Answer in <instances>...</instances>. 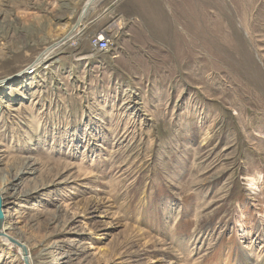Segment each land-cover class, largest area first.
<instances>
[{"label": "rangeland", "instance_id": "rangeland-1", "mask_svg": "<svg viewBox=\"0 0 264 264\" xmlns=\"http://www.w3.org/2000/svg\"><path fill=\"white\" fill-rule=\"evenodd\" d=\"M85 3L0 0L10 235L32 264H263L264 0H203L198 39L192 0H99L63 40Z\"/></svg>", "mask_w": 264, "mask_h": 264}, {"label": "bare ground", "instance_id": "bare-ground-1", "mask_svg": "<svg viewBox=\"0 0 264 264\" xmlns=\"http://www.w3.org/2000/svg\"><path fill=\"white\" fill-rule=\"evenodd\" d=\"M90 0H86V3L89 2ZM99 0H97L95 2V4L98 2ZM146 1V0H144ZM197 0H192V4H191V10L193 9V16H196L197 20H199L200 22H197V24H193V29L195 31L193 37L195 39H198L200 37V35L203 34V30L205 29L204 28V22H203V18H202V8L201 6H199L198 4H201L203 0H198V2H196ZM85 3V4H86ZM209 3L211 4V2L209 1ZM207 4V3H206ZM216 5V3H213ZM220 5L221 4V1L219 3ZM232 4V2H231ZM93 5V4H92ZM225 5V4H224ZM207 7V6H206ZM211 7V6H210ZM217 7V6H216ZM91 8V7H90ZM90 8L85 12V14L90 10ZM221 8V7H220ZM205 9V7H204ZM164 11V9H162ZM62 11V10H61ZM67 11V10H66ZM153 11V10H151ZM160 11V10H159ZM236 11V10H235ZM162 12V11H161ZM219 13V12H218ZM156 14V17L154 18H157L158 17V14L157 12L155 13ZM225 14V13H224ZM147 15V14H146ZM166 17V16H165ZM160 18V17H158ZM157 18V20H158ZM162 19H165V18H162ZM161 20V19H160ZM158 20V24H159V21ZM156 21V19H155ZM166 21V19H165ZM203 22V23H202ZM178 24V23H177ZM158 26V25H157ZM159 27H161L159 25ZM175 30V29H174ZM177 31V30H176ZM206 31V30H205ZM2 32V31H1ZM174 33V32H173ZM176 33V32H175ZM174 33V34H175ZM185 33V32H184ZM183 33V34H184ZM207 33V32H206ZM182 34V33H181ZM189 34V33H188ZM213 34V33H212ZM208 35V34H207ZM176 36V35H175ZM211 36V35H210ZM183 37V36H182ZM192 37V38H193ZM220 37V36H219ZM189 38V37H188ZM200 40V39H199ZM196 41V40H195ZM198 42V41H197ZM201 42V41H200ZM206 43V42H205ZM200 44V43H199ZM204 44V43H203ZM194 45V44H192ZM210 46V45H209ZM48 53H45L42 55L43 58H45L47 56ZM213 151V150H212ZM30 165V164H29ZM32 168V167H31ZM21 170V169H20ZM24 170V169H23ZM29 172H30V168L28 169ZM32 170V169H31ZM25 172V171H24ZM28 173V172H27ZM31 173V172H30ZM19 174V173H18ZM21 176L20 175H14L13 177H11L10 180H6V181H2L1 184L4 186L3 187V194H2V191L0 190V197L3 198V200L6 202H4V205L5 204H10V202L8 201L7 197L10 199H14V196L13 194H9L7 193L8 190H11V191H14L15 188L22 182V179H23V175L26 174V173H23L21 172ZM10 177V176H8ZM4 180V179H3ZM8 182V185H6V183ZM257 184V183H256ZM250 185L252 187L255 186V182H251ZM8 187V188H7ZM1 188V187H0ZM5 195H8L7 197ZM7 199V201L4 199L5 197ZM2 198H1V201H2ZM13 206V205H11ZM10 207V206H9ZM94 207V206H93ZM98 209V208H97ZM1 213L3 215L2 217V220L0 222V236H1V245L2 246H6L8 248V250H11L12 252L15 253L16 257H18L20 260H22V264H32V261L34 260V257H35V254H33L31 252V248L29 249V246L27 247L24 243H23V240L21 238V236L19 235V233H15L14 235H10V230H13V226H12V219H11V215L9 213L8 210H4V208L2 209V204H1ZM106 217V215H105ZM18 220V219H17ZM14 221V220H13ZM18 231V230H17ZM12 233V232H11ZM9 241V243H8ZM34 251V250H33ZM40 252V251H39ZM38 254V253H37ZM179 261V260H178ZM35 262V261H34ZM180 263V262H179ZM172 264V263H171ZM264 264V263H263Z\"/></svg>", "mask_w": 264, "mask_h": 264}, {"label": "water", "instance_id": "water-1", "mask_svg": "<svg viewBox=\"0 0 264 264\" xmlns=\"http://www.w3.org/2000/svg\"><path fill=\"white\" fill-rule=\"evenodd\" d=\"M97 0H90L89 2H87L84 6H83V8H82V10H81V12H80V14H79V16L77 17V20L75 21V24H74V26H73V28L66 34V36L63 38V40H66L67 38H68V36L69 35H71L72 33H73V31H75L79 26H80V23H81V21L83 20V18H84V16H85V12L92 6V4H94L95 2H96ZM24 72V71H23ZM22 72V73H23ZM1 204H2V201H1V197H0V222H1V220H2V217H3V215H2V213H1Z\"/></svg>", "mask_w": 264, "mask_h": 264}, {"label": "built area", "instance_id": "built-area-1", "mask_svg": "<svg viewBox=\"0 0 264 264\" xmlns=\"http://www.w3.org/2000/svg\"><path fill=\"white\" fill-rule=\"evenodd\" d=\"M109 39L106 36L98 35L92 40V47L98 52H106L109 48Z\"/></svg>", "mask_w": 264, "mask_h": 264}]
</instances>
